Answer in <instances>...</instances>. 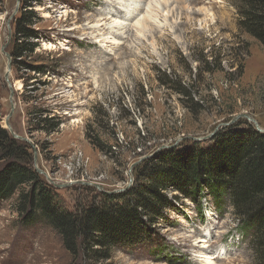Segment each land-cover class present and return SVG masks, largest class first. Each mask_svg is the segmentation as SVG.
<instances>
[{
	"label": "rangeland",
	"instance_id": "374dc122",
	"mask_svg": "<svg viewBox=\"0 0 264 264\" xmlns=\"http://www.w3.org/2000/svg\"><path fill=\"white\" fill-rule=\"evenodd\" d=\"M41 1L34 6L38 22L33 27L40 46L27 61L45 66L47 75L26 88L30 74L10 71L15 90L10 123L16 135L38 150V167L56 188L59 207L80 211L104 201L102 194L126 192L134 186V169L162 151H218L214 137L236 117V123L257 129L241 117L249 116L264 130V48L239 29L234 0L172 6L167 21L152 7L161 28L141 29L138 39L131 35L140 16L132 14L136 5L129 7V1H122L123 10L118 0ZM17 5V0L0 4V119L5 129L11 112L5 46L14 43V23L21 15L19 7L12 19ZM113 21L123 22L131 30L128 36L121 40L109 34L117 41L95 44L101 34L118 31L103 26ZM76 24L82 27L74 31ZM97 24L98 30L87 29ZM35 108L62 117L59 131L31 136L28 113ZM88 135L106 148L93 146ZM204 193L207 197L200 204L176 200L174 210H167L159 224L143 218L144 228L150 227L149 239L133 247L118 246L109 252L110 259L92 262L81 249L74 256L50 226L24 225L16 210L17 192L0 200V264H202L196 258L202 252L214 254V264H258L254 244L228 196L216 198L207 189ZM165 194L176 197L171 189ZM200 238L207 248L201 249Z\"/></svg>",
	"mask_w": 264,
	"mask_h": 264
},
{
	"label": "trees",
	"instance_id": "16d2710c",
	"mask_svg": "<svg viewBox=\"0 0 264 264\" xmlns=\"http://www.w3.org/2000/svg\"><path fill=\"white\" fill-rule=\"evenodd\" d=\"M3 0H0V4ZM240 16L239 29L256 39L264 48V0H234ZM41 0H20V17L14 23V43L8 46L12 69L27 71L25 87L34 86L40 76L47 75L45 66L29 61L40 46L38 22L34 10ZM2 106L0 104V115ZM29 133L53 135L63 119L35 108L28 113ZM232 124L214 137L218 151L202 148L166 150L156 158L144 160L134 169V186L122 194H102L104 201L91 203L80 211L70 212L55 202L56 188L34 167L33 146L16 139L0 119V200L17 192L16 210L26 226L44 223L58 231L64 246L74 256L79 249L89 261L110 259V251L118 246H135L149 239L151 225L165 219L174 210L176 200L190 199L197 204L213 191L216 198L228 196L244 232L254 244L258 264H264V133L255 128ZM249 128V129H245ZM93 146L105 145L90 135ZM112 152V147H107ZM138 176V177H137ZM29 189V190H28ZM58 189V188H57ZM171 189L176 197L168 198ZM109 253V254H108Z\"/></svg>",
	"mask_w": 264,
	"mask_h": 264
},
{
	"label": "bare ground",
	"instance_id": "6f19581e",
	"mask_svg": "<svg viewBox=\"0 0 264 264\" xmlns=\"http://www.w3.org/2000/svg\"><path fill=\"white\" fill-rule=\"evenodd\" d=\"M119 2V4L120 5H122V9H119V7H118V9L119 10H123V0H118ZM127 2L129 1L130 3V6L129 7H132V6H134V5H136V6H134V7H136V8H134V9H132L133 11V13L132 14H134L135 16H140V18L138 19V21H137V23H136V25H134V28H133V35H131V37H135V39L137 38V36H139L140 37V33L142 32V30L141 29H146V30H150V29H147V28H149L148 26H151L152 28H155L157 31H159L160 30V28H161V22L159 21V20H157V18H153V16L151 15V13H152V7H157L158 8V10H160V11H162L165 15V21H167V12H169V10H168V8L170 9V7L172 8V6L173 7H175L176 5L178 6V7H185L188 3L191 5L192 3H195L197 0H195V1H193V0H148V3H145V2H143V3H141V5H139V1L138 0H126ZM147 2V1H146ZM147 4V5H146ZM125 5V4H124ZM147 6V7H146ZM147 9H149L148 10V12L145 14V10H147ZM121 8V7H120ZM150 9H151V12H149L150 11ZM109 10H111V9H109ZM130 10V9H129ZM168 10V11H167ZM128 11V10H127ZM131 11V10H130ZM130 11H128V13L130 14V16H132V14L130 13ZM112 14H113V11H110ZM144 14H143V13ZM106 13H107V11H106ZM114 13H116V12H114ZM170 13H172V12H170ZM153 14V13H152ZM115 16L116 17H118L119 16V14H115ZM126 16H128V14H126ZM122 17V19H123V16H121ZM101 19V18H100ZM117 20V19H116ZM128 20V19H127ZM132 20V19H131ZM130 20V21H131ZM104 21V19L102 20H99V22H103ZM112 23H114L115 24V26H113L112 25ZM111 23V26H110V24L108 23H106V24H104L103 26H106V25H108L109 26V28H112V29H110V31H112L113 29H115V28H117L118 29V31H112V33L110 32V33H108V34H101L99 37H97L96 39H95V41H93L95 44H99V43H102L103 41H106V40H109V39H113V40H115V41H117L116 40V38H115V36L116 37H118L119 39H124L126 36V34H127V36H128V32L130 33V29H128V27H126L125 26V24L123 23V22H112ZM170 24V23H169ZM167 25V24H166ZM82 26H79V24H76L74 27H73V30L75 31V30H79L80 28H81ZM88 27V26H87ZM136 28V29H135ZM87 29H96V30H98L99 28H98V24H97V26H93V27H91V28H87ZM137 30V31H135V30ZM140 29V30H139ZM135 32V33H134ZM159 33V32H158ZM109 34H115V36H114V38H109L108 36H109ZM146 34V33H145ZM125 36V37H124ZM142 36V35H141ZM138 39V38H137ZM119 42H120V40H119ZM64 47V45H61L60 47H59V49L60 48H63ZM66 47V46H65ZM58 48H56L55 50H57ZM210 235L209 234V232H206V236H208V235ZM205 238H200L199 239V243H204L203 244V246L201 247V249H205V248H207V246H205V244L207 243L206 242V240H204ZM205 254H207V253H205V252H202V253H200V255H198V256H196V258H198V259H200V260H197V261H201L202 262V264H214V257H215V255L213 254V256H206ZM209 255V254H208ZM220 255V254H219ZM217 257V256H216Z\"/></svg>",
	"mask_w": 264,
	"mask_h": 264
},
{
	"label": "water",
	"instance_id": "95a60500",
	"mask_svg": "<svg viewBox=\"0 0 264 264\" xmlns=\"http://www.w3.org/2000/svg\"><path fill=\"white\" fill-rule=\"evenodd\" d=\"M17 1H18V5H17V8H16L15 13H14L13 16H12V19L15 17V15H16V14L18 13V11H19L20 0H17ZM8 46H9V45L7 44V45L5 46V48L8 47ZM6 55H7V57H8V72H7L6 76H5V78H6V81L8 82V84H9V86H10V90H11V112L9 113V115H8L7 118H6V126H7L8 129H10L12 135H13L16 139H19V140H21V141H25V142L31 144V141H29L28 139L16 135V134L13 132L12 127H11L10 120H11V118L13 117V115H14V111H15V104H14V100H13L14 97H15V90H14V88H13V86H12L11 81H10V74H9L10 71L12 70V57H11V55H10L9 53H6ZM241 117H244V118L248 119L249 121H252V122L256 125L257 130H258L259 132H261V133H264V130H262V129L258 126L256 120H254L253 118H250L249 116H241ZM239 118H240V117H236L235 119H233V121H232L231 124L236 123V121H238ZM231 124H224V125H222V127H228V126L231 125ZM33 151H34V165H35L37 171H38L40 174H43V175H44V172H43L41 169H39V167H38V150L36 149L35 146H33ZM132 171H133V169L131 170V172H132ZM131 181H132V180H131ZM90 185H91V184H90ZM56 187L59 189V188H63L64 186H63V185H61V186H57V185H56ZM96 187H97L98 189L102 190V188H101L99 185H96ZM115 192H118V191H115ZM108 194H109V193H108Z\"/></svg>",
	"mask_w": 264,
	"mask_h": 264
}]
</instances>
